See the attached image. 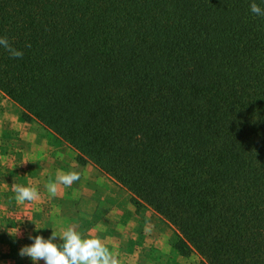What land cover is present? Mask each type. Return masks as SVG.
I'll use <instances>...</instances> for the list:
<instances>
[{
    "label": "trees",
    "instance_id": "16d2710c",
    "mask_svg": "<svg viewBox=\"0 0 264 264\" xmlns=\"http://www.w3.org/2000/svg\"><path fill=\"white\" fill-rule=\"evenodd\" d=\"M252 2L0 0V37L24 53L0 47V90L172 223L181 252L264 264V17Z\"/></svg>",
    "mask_w": 264,
    "mask_h": 264
},
{
    "label": "rangeland",
    "instance_id": "374dc122",
    "mask_svg": "<svg viewBox=\"0 0 264 264\" xmlns=\"http://www.w3.org/2000/svg\"><path fill=\"white\" fill-rule=\"evenodd\" d=\"M28 132L41 138L28 141ZM76 158L72 146L36 117L27 118L0 90V264H35L19 256L21 247L34 242L29 236L47 239L68 226L85 238L99 237L120 264H209L197 250L183 253L176 247L180 233L172 223L136 206L126 188ZM58 169L80 172L81 179L71 187L58 185L52 197L45 185L55 181ZM14 183L37 188L40 198L18 204ZM55 242L63 243L59 237Z\"/></svg>",
    "mask_w": 264,
    "mask_h": 264
},
{
    "label": "clouds",
    "instance_id": "9594fccd",
    "mask_svg": "<svg viewBox=\"0 0 264 264\" xmlns=\"http://www.w3.org/2000/svg\"><path fill=\"white\" fill-rule=\"evenodd\" d=\"M250 11L256 16L264 17V8L259 6L255 0L250 4ZM0 47H3L13 59L22 58L24 55L23 51L12 46L7 37H0ZM26 47H31V45L28 44ZM80 179V172L70 171L64 173L58 169L55 181H50L45 187L48 193L55 197L58 192V185L71 187ZM12 190L18 204H24L26 201L35 202L40 198V194L35 187L14 183ZM57 237L63 243H56ZM29 239L34 242L31 245L21 247L19 256L21 258L29 257L35 264H39L40 261H44V264H120L116 255L99 237L85 238L82 233L72 226L63 228L59 232L54 230L47 239L41 235L29 236Z\"/></svg>",
    "mask_w": 264,
    "mask_h": 264
},
{
    "label": "crops",
    "instance_id": "0c3cea01",
    "mask_svg": "<svg viewBox=\"0 0 264 264\" xmlns=\"http://www.w3.org/2000/svg\"><path fill=\"white\" fill-rule=\"evenodd\" d=\"M25 134V137L28 141H33L35 139H40L41 138V135H37L35 132H28L27 134ZM22 137H23V134H22Z\"/></svg>",
    "mask_w": 264,
    "mask_h": 264
}]
</instances>
